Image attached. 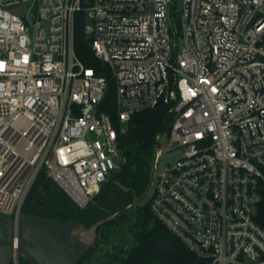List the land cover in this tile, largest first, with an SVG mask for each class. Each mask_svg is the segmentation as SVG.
<instances>
[{"label":"built area","instance_id":"built-area-1","mask_svg":"<svg viewBox=\"0 0 264 264\" xmlns=\"http://www.w3.org/2000/svg\"><path fill=\"white\" fill-rule=\"evenodd\" d=\"M178 1L0 0V212L19 216L41 170L87 207L128 121L164 104L151 212L208 264H264V0ZM81 11L119 125L77 56Z\"/></svg>","mask_w":264,"mask_h":264},{"label":"trees","instance_id":"trees-1","mask_svg":"<svg viewBox=\"0 0 264 264\" xmlns=\"http://www.w3.org/2000/svg\"><path fill=\"white\" fill-rule=\"evenodd\" d=\"M86 16L85 11L76 16V53L86 66L97 68L107 77L109 90L103 101V108L115 125H119L114 103L115 86L106 65L94 57L91 41L84 33ZM169 124L168 106L164 104L131 117L127 123V131L120 136V150L125 162L120 170L108 177L99 194L87 207L79 208L41 170L27 194L22 212L78 221L89 227L122 211L97 231L96 246L92 250L98 246L106 247L98 258L100 264H208L206 260L192 253L179 237L155 218L147 200L157 135L166 132ZM127 244L130 247L124 253L122 247ZM89 253L80 264L87 260ZM18 264L33 262L19 259Z\"/></svg>","mask_w":264,"mask_h":264},{"label":"water","instance_id":"water-1","mask_svg":"<svg viewBox=\"0 0 264 264\" xmlns=\"http://www.w3.org/2000/svg\"><path fill=\"white\" fill-rule=\"evenodd\" d=\"M121 212L89 227L22 211L17 218L0 212V264H18L19 259L33 264H80L94 248L98 229Z\"/></svg>","mask_w":264,"mask_h":264},{"label":"rangeland","instance_id":"rangeland-1","mask_svg":"<svg viewBox=\"0 0 264 264\" xmlns=\"http://www.w3.org/2000/svg\"><path fill=\"white\" fill-rule=\"evenodd\" d=\"M181 4H182V0L178 1V6L176 7V10H179L181 8ZM91 18L89 17V15L86 16V22H90ZM176 153H171L169 158H176ZM148 200V197H147ZM96 246V244H95ZM130 247V244H129ZM128 247V249H129ZM127 249V250H128ZM106 250V247H102V246H98L97 248H95L94 250L90 251L89 255L86 257V261L83 262V264H100L98 261V258L100 256H102V253ZM127 252V251H126ZM91 259V260H90Z\"/></svg>","mask_w":264,"mask_h":264}]
</instances>
